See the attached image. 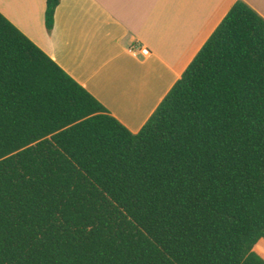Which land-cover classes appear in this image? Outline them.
Masks as SVG:
<instances>
[{"label": "trees", "instance_id": "obj_1", "mask_svg": "<svg viewBox=\"0 0 264 264\" xmlns=\"http://www.w3.org/2000/svg\"><path fill=\"white\" fill-rule=\"evenodd\" d=\"M260 245L264 17L238 0L134 133L0 11V264H264Z\"/></svg>", "mask_w": 264, "mask_h": 264}, {"label": "crops", "instance_id": "obj_2", "mask_svg": "<svg viewBox=\"0 0 264 264\" xmlns=\"http://www.w3.org/2000/svg\"><path fill=\"white\" fill-rule=\"evenodd\" d=\"M237 1L61 0L52 31L47 0L0 11L137 133ZM244 1L264 17V0Z\"/></svg>", "mask_w": 264, "mask_h": 264}, {"label": "built area", "instance_id": "obj_3", "mask_svg": "<svg viewBox=\"0 0 264 264\" xmlns=\"http://www.w3.org/2000/svg\"><path fill=\"white\" fill-rule=\"evenodd\" d=\"M143 54H148L150 51L148 48H141L140 50ZM135 52H137V50L135 49Z\"/></svg>", "mask_w": 264, "mask_h": 264}]
</instances>
